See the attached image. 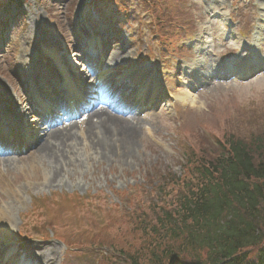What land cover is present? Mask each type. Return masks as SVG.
Segmentation results:
<instances>
[{
    "label": "rangeland",
    "instance_id": "1",
    "mask_svg": "<svg viewBox=\"0 0 264 264\" xmlns=\"http://www.w3.org/2000/svg\"><path fill=\"white\" fill-rule=\"evenodd\" d=\"M23 1L17 21L6 30L9 41L0 47V84L6 82L7 94L15 101L19 96L14 84L16 70L35 48L47 37L63 47L62 42L71 41V34L82 24L92 23L91 28L112 32L109 50L113 41L117 43L114 48H121L120 40L127 41L125 60L103 69L116 73L150 61L160 70V77H167L164 82L176 97L177 108L167 104L137 114L144 126L135 134L132 156L122 159L115 152L94 154L90 138L82 136L86 119L75 121L72 134L77 139L67 143L71 148L68 162L59 169L54 184H49L52 163L47 158L36 159V149L18 159L20 169H3L0 221L6 224L8 237L2 244L18 241L39 264H128L124 256L135 255L137 248L147 245L141 228H151L159 217L157 208L170 205L180 191L172 183L175 177L196 182L195 172L186 165L188 158L192 164L213 160L229 139L253 150L259 139L264 140V74L244 83L206 80L199 91L194 85V97L187 105L178 100L183 89L170 80L173 58L188 55L178 52L177 45L190 40L195 32L206 33L215 46L227 44L217 42L216 28L206 12L236 0ZM3 2L6 0H0L1 6ZM254 15L252 7L242 4L235 15L240 29L249 32ZM179 26L185 30L178 31ZM259 43L264 55V37ZM227 50L201 57L200 72L207 74L210 65L223 62V57L233 53ZM259 216L264 231V206ZM253 248L244 251L248 258L258 250ZM178 257L190 263L193 254Z\"/></svg>",
    "mask_w": 264,
    "mask_h": 264
},
{
    "label": "trees",
    "instance_id": "2",
    "mask_svg": "<svg viewBox=\"0 0 264 264\" xmlns=\"http://www.w3.org/2000/svg\"><path fill=\"white\" fill-rule=\"evenodd\" d=\"M225 149L211 161H187L196 182L172 181L183 186L181 192L172 204L157 208L159 217L151 228H141L153 241L125 256L129 264H189L177 262L174 254H193L190 264H264V248L253 260L233 257L263 241L258 228L264 206V140L254 150L228 140Z\"/></svg>",
    "mask_w": 264,
    "mask_h": 264
},
{
    "label": "bare ground",
    "instance_id": "3",
    "mask_svg": "<svg viewBox=\"0 0 264 264\" xmlns=\"http://www.w3.org/2000/svg\"><path fill=\"white\" fill-rule=\"evenodd\" d=\"M46 55L50 56L47 53ZM125 58L126 55L122 53L113 54L108 64L123 62ZM2 89V92L5 94L3 85ZM143 91H145V89H143ZM74 95L75 94H72L71 96L73 102L78 99V96L74 97ZM73 125L74 124H68L59 130L52 131L49 135H46V143H40L35 150L36 159L47 158L50 160L49 164L52 163L50 169L53 172L49 174V184L57 182L55 179L59 177V169L63 164L65 165V162L69 158V150L71 148L67 143L77 139V136L72 134ZM143 126L144 123L140 122L136 116L121 117L110 113L106 107L99 106L86 118L84 135L82 136L90 138V149L94 154L109 156L112 154L111 152H115L122 159L132 156L135 148V134L139 132ZM18 164H20V161L14 158L3 160L4 172L20 169ZM30 167L32 168L33 166ZM46 183H48V180Z\"/></svg>",
    "mask_w": 264,
    "mask_h": 264
}]
</instances>
